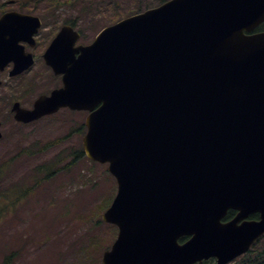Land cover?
Here are the masks:
<instances>
[{"label":"water","instance_id":"1","mask_svg":"<svg viewBox=\"0 0 264 264\" xmlns=\"http://www.w3.org/2000/svg\"><path fill=\"white\" fill-rule=\"evenodd\" d=\"M263 23L264 0H171L86 47L70 27L54 39L44 60L63 86L12 112L24 124L89 112L83 152L117 184L102 264H227L264 234V32L251 34ZM35 25L0 18V70L29 68L17 43Z\"/></svg>","mask_w":264,"mask_h":264},{"label":"rangeland","instance_id":"2","mask_svg":"<svg viewBox=\"0 0 264 264\" xmlns=\"http://www.w3.org/2000/svg\"><path fill=\"white\" fill-rule=\"evenodd\" d=\"M159 2L0 0V16L15 10L50 23L74 24L81 33L77 45L87 46L104 27ZM54 28H47L48 39L57 31L49 32ZM36 65L30 78L0 87V264L9 256V264H102L104 251L117 235L116 226L101 219L116 194V182L107 165L91 162L83 154L87 114L61 109L29 125L16 123L10 114L11 96L30 108L39 95L61 86L43 60ZM80 150L82 156H77ZM53 162L52 176L41 181L37 169ZM19 195L26 197L16 202ZM263 245L264 239L251 251Z\"/></svg>","mask_w":264,"mask_h":264},{"label":"flooded vegetation","instance_id":"3","mask_svg":"<svg viewBox=\"0 0 264 264\" xmlns=\"http://www.w3.org/2000/svg\"><path fill=\"white\" fill-rule=\"evenodd\" d=\"M10 11H15V10H10ZM40 20H41V28H39L37 30L35 35L32 37V40L21 41L19 43V45L22 47V52H21L22 55H24V57H25V55H28V54L32 56V61H33L32 66L28 70H26V71L22 72L21 74L13 77V76H11V72L14 69L15 63L12 61L9 62L7 65H5L3 67V69L0 70V78L3 79V82L0 81V87L2 86L3 83H10V82H14V81H19V80H23L25 78H30L31 76H33V74H35V70L37 68L36 62L40 59L43 60L44 53L46 52V50L49 47L52 40L58 35L61 28L64 26L70 25L68 23H65L64 21H59V20H56V21L54 20V21H52V23H50V22H47L43 17H40ZM52 27H55V28L51 29L49 32H52L54 30H57V31L54 32V34L49 33V35H51V38L48 39L47 34H46L48 31L47 28H52ZM43 63H44V61H43ZM59 79L61 80L60 77H59ZM19 85H21V83ZM6 86H7V84H6ZM33 102L31 104L30 108H27V109L32 108ZM14 103H19V102L17 101V99L14 98V96H11V106ZM22 107L26 108L24 106H22ZM0 123H1V128H2L3 123L2 122H0ZM234 214H235V212H233V215Z\"/></svg>","mask_w":264,"mask_h":264},{"label":"trees","instance_id":"4","mask_svg":"<svg viewBox=\"0 0 264 264\" xmlns=\"http://www.w3.org/2000/svg\"><path fill=\"white\" fill-rule=\"evenodd\" d=\"M165 1L166 0H160L159 4H157V5H160V4L164 3ZM256 32H264V24H262L260 27H258L254 31V33H256ZM39 152H40V150H38V151H32V152H26V153L27 154H35V153H39ZM76 154H77V156H82V151L80 150ZM55 163L56 162H53L52 164H50L48 166H41V167H39L37 169V173H39V174H41L43 176V178L41 179V181H47L48 179H50V177L53 174L52 171L55 169V166H56ZM41 181H39V182L37 181L36 184L42 183ZM24 197H26V195L25 196L24 195L23 196L22 195L21 196L19 195L16 198L15 201L16 202H19ZM1 198L2 197H0V199ZM228 217H230V214L228 215ZM254 247H256V245ZM261 248H264V245ZM261 248L255 249L254 252H252V251L249 252L243 258H241L240 260H238L235 264H264V249L260 250ZM256 253H258L256 256H252V255H255ZM9 262H10V256L4 258L2 264H9Z\"/></svg>","mask_w":264,"mask_h":264}]
</instances>
